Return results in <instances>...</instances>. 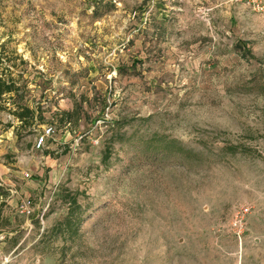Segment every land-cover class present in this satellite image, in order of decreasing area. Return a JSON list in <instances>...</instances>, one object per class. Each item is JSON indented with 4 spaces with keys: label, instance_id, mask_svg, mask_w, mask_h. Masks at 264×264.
<instances>
[{
    "label": "rangeland",
    "instance_id": "obj_1",
    "mask_svg": "<svg viewBox=\"0 0 264 264\" xmlns=\"http://www.w3.org/2000/svg\"><path fill=\"white\" fill-rule=\"evenodd\" d=\"M0 85V264H264V0H0Z\"/></svg>",
    "mask_w": 264,
    "mask_h": 264
},
{
    "label": "trees",
    "instance_id": "obj_2",
    "mask_svg": "<svg viewBox=\"0 0 264 264\" xmlns=\"http://www.w3.org/2000/svg\"><path fill=\"white\" fill-rule=\"evenodd\" d=\"M13 91V86L7 85V86H2L0 85V96L11 93ZM16 118L20 122H24L25 124H29L33 122V111L28 109V108H21V111L14 113ZM231 149L236 150V148L231 147ZM70 202V209L69 214L66 216L63 224H61L60 228L58 229L59 235H64L67 234L69 236L74 235L76 232L73 230V226L77 225L81 221V215L82 212L80 211V206L77 204L75 198H69Z\"/></svg>",
    "mask_w": 264,
    "mask_h": 264
},
{
    "label": "built area",
    "instance_id": "obj_3",
    "mask_svg": "<svg viewBox=\"0 0 264 264\" xmlns=\"http://www.w3.org/2000/svg\"><path fill=\"white\" fill-rule=\"evenodd\" d=\"M229 1L240 3L241 5L251 9H258L260 7V0H229ZM52 133H53L52 128L49 127L45 129L44 132L39 136V138L35 140V148L41 149L44 146L45 139L49 137ZM234 227L238 232H240L242 229L238 220L234 222Z\"/></svg>",
    "mask_w": 264,
    "mask_h": 264
}]
</instances>
